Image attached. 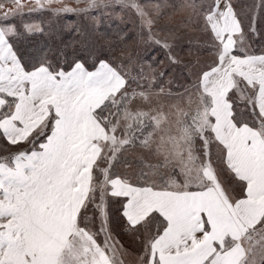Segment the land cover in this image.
Instances as JSON below:
<instances>
[{"label": "snow or ice", "instance_id": "obj_1", "mask_svg": "<svg viewBox=\"0 0 264 264\" xmlns=\"http://www.w3.org/2000/svg\"><path fill=\"white\" fill-rule=\"evenodd\" d=\"M0 264H264V0H0Z\"/></svg>", "mask_w": 264, "mask_h": 264}]
</instances>
